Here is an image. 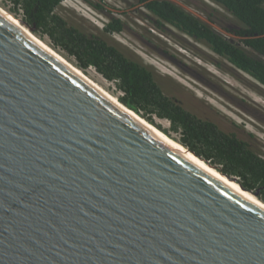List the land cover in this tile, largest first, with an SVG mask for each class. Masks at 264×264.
Instances as JSON below:
<instances>
[{
  "label": "water",
  "instance_id": "water-1",
  "mask_svg": "<svg viewBox=\"0 0 264 264\" xmlns=\"http://www.w3.org/2000/svg\"><path fill=\"white\" fill-rule=\"evenodd\" d=\"M0 264H264V209L0 13Z\"/></svg>",
  "mask_w": 264,
  "mask_h": 264
},
{
  "label": "trees",
  "instance_id": "trees-1",
  "mask_svg": "<svg viewBox=\"0 0 264 264\" xmlns=\"http://www.w3.org/2000/svg\"><path fill=\"white\" fill-rule=\"evenodd\" d=\"M0 1L8 3L10 12L32 28L34 35L46 37L53 48L72 59L77 69L84 72L92 68L104 80L114 83L120 104L149 124L154 125L153 119L167 121L169 131L178 134L174 141L222 175L237 178L244 190L257 192L258 200L264 203V158L234 134L219 130L212 121L200 119L178 100L167 96L150 66L126 56L109 43L106 36L124 29L121 20L110 19L101 34H95L72 24L58 11L63 0ZM206 1L234 20L235 27L226 30L238 42L170 1L137 0V3L155 18L157 29L165 25L174 28L264 87V0Z\"/></svg>",
  "mask_w": 264,
  "mask_h": 264
},
{
  "label": "rangeland",
  "instance_id": "rangeland-1",
  "mask_svg": "<svg viewBox=\"0 0 264 264\" xmlns=\"http://www.w3.org/2000/svg\"><path fill=\"white\" fill-rule=\"evenodd\" d=\"M167 1L238 42L226 30L235 27L234 20L214 4L206 0ZM0 8L18 19L10 12L8 3L0 1ZM58 11L72 24L95 34H101L110 19L121 20L124 29L106 36L109 43L150 66L167 96L200 119L212 121L219 130L234 134L264 158V87L252 78L174 28L165 25L157 29L155 18L137 0H63ZM34 36L50 44L46 37ZM65 59L75 66L72 59ZM81 73L118 101L114 83L104 80L92 68ZM153 123L150 125L171 140L178 138V134L169 131L167 121L153 119Z\"/></svg>",
  "mask_w": 264,
  "mask_h": 264
},
{
  "label": "bare ground",
  "instance_id": "bare-ground-1",
  "mask_svg": "<svg viewBox=\"0 0 264 264\" xmlns=\"http://www.w3.org/2000/svg\"><path fill=\"white\" fill-rule=\"evenodd\" d=\"M0 13L8 19L11 23H13L16 27H18L22 32H24L28 37H30L33 41H35L37 44H39L42 48H44L47 52H49L51 55H53L55 58H57L60 62H62L66 67H68L71 71H73L75 74L80 76L82 79H84L88 84H90L93 88H95L99 93H101L105 98H107L110 102H112L114 105H116L118 108H120L122 111H124L126 114H128L130 117H132L134 120H136L138 123H140L142 126H144L147 130H149L151 133H153L155 136L160 138L162 141L170 145L172 148L180 152L182 155L208 171L210 174L214 175L245 197H247L249 200L254 202L255 204L259 205L264 209V203H261L257 199H255L253 196H251L249 193L243 192L235 183L230 182L229 180L225 179V177L221 176L217 171L210 168L207 163H203L201 160L197 159L190 153H188L183 147L178 145L175 141L171 140L167 136L163 135L161 132H159L157 129H155L153 126H151L149 123H147L145 120H143L140 116L136 115L135 113L129 111L123 105H121L114 97L106 93L102 88H100L98 85H96L93 81L88 79L86 75H83L81 71H79L75 66H73L70 61H67L65 57L62 56L61 53L56 51L51 47L50 44H46L44 41L38 39L35 37L32 33H30L27 29H25L15 18H13L11 15L6 13L4 10L0 8ZM100 77V76H99Z\"/></svg>",
  "mask_w": 264,
  "mask_h": 264
}]
</instances>
